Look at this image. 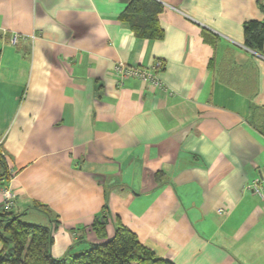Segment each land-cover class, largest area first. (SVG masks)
I'll use <instances>...</instances> for the list:
<instances>
[{"label":"crops","instance_id":"1","mask_svg":"<svg viewBox=\"0 0 264 264\" xmlns=\"http://www.w3.org/2000/svg\"><path fill=\"white\" fill-rule=\"evenodd\" d=\"M157 1L146 39L129 0H0V208L9 190L51 227L54 257L120 221L174 264H264V54L242 28L264 0ZM155 60L162 89L112 73Z\"/></svg>","mask_w":264,"mask_h":264},{"label":"trees","instance_id":"2","mask_svg":"<svg viewBox=\"0 0 264 264\" xmlns=\"http://www.w3.org/2000/svg\"><path fill=\"white\" fill-rule=\"evenodd\" d=\"M258 7L262 18L249 19L242 24L243 44L264 54V3L258 1ZM162 9L157 0H129L120 17L128 22L135 36L158 39L163 35L158 19ZM0 165L5 169L1 149ZM4 175L5 172L0 175V181ZM34 207L51 216L46 205L36 202ZM24 213L0 208V264H174L142 244L136 234L120 221L116 222L113 234L107 239L91 242L70 258V254L54 257L50 252L52 228L24 221ZM103 218L99 216L91 225L100 238L105 237Z\"/></svg>","mask_w":264,"mask_h":264},{"label":"built area","instance_id":"3","mask_svg":"<svg viewBox=\"0 0 264 264\" xmlns=\"http://www.w3.org/2000/svg\"><path fill=\"white\" fill-rule=\"evenodd\" d=\"M19 35L20 34L18 33H13L10 37L11 43H16ZM161 68L162 62L160 60H155L150 66L145 68L127 64L123 61H117L112 66V73L117 78L118 83H121L122 80L128 77H134L140 79L141 81L148 82L153 88L162 89L164 84L158 76V72ZM246 187L260 197H263V192L258 181H252V183ZM12 198L13 194L9 190H5L2 207L9 208L12 203Z\"/></svg>","mask_w":264,"mask_h":264},{"label":"rangeland","instance_id":"4","mask_svg":"<svg viewBox=\"0 0 264 264\" xmlns=\"http://www.w3.org/2000/svg\"><path fill=\"white\" fill-rule=\"evenodd\" d=\"M76 253V252H75ZM73 255V253H70V255H68V258H70V256H72Z\"/></svg>","mask_w":264,"mask_h":264}]
</instances>
